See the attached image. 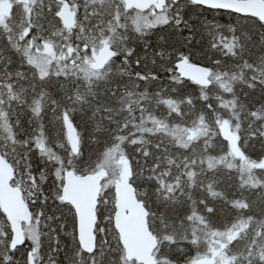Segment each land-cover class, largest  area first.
<instances>
[{"label":"trees","instance_id":"16d2710c","mask_svg":"<svg viewBox=\"0 0 264 264\" xmlns=\"http://www.w3.org/2000/svg\"><path fill=\"white\" fill-rule=\"evenodd\" d=\"M37 1L35 10L28 3L9 34L0 30V79L18 83L29 72L24 64L15 70L26 61L29 44L13 48L19 28L29 31L26 43L60 31L61 47L72 52L75 69L67 77L72 85L47 90L57 80L47 77L37 80L44 82L37 94L23 88L18 99L12 95L18 104L10 109L17 114L11 115L0 150L15 170V185L22 186L38 243L27 240L11 251L10 228L0 211V264H28L30 253L36 264H126L113 227V187L99 201L93 256L82 253L74 211L60 201L67 170L85 175L106 169L108 178H115L118 171L102 165L119 159L112 152L117 149L131 162L132 184L149 212L151 231L160 244L169 242L166 264H194L201 247L217 244L235 224L245 226L247 248L233 250L228 241L216 262L264 264V188L250 189L247 182L264 159V24L181 2L173 5L174 14L166 13V22L124 32L106 69L111 75L102 83H83L78 68L91 71L93 51L77 29L66 31L56 19L59 4L70 0ZM180 59L210 68L211 87L181 81L175 70ZM65 113L80 135L79 157L71 155L65 140ZM230 127L239 136V157L222 137L224 129L234 135ZM131 128L137 129L134 137ZM210 155L220 158L212 160L214 170L207 167ZM208 206L216 211L209 213Z\"/></svg>","mask_w":264,"mask_h":264},{"label":"water","instance_id":"95a60500","mask_svg":"<svg viewBox=\"0 0 264 264\" xmlns=\"http://www.w3.org/2000/svg\"><path fill=\"white\" fill-rule=\"evenodd\" d=\"M25 1V0H22ZM122 2L126 11L146 13L152 8L156 12H163L168 2L178 3L188 1L196 6L214 11L229 12L242 17L257 19L264 24V0H115ZM12 5L0 13L9 17ZM57 19L66 29L76 25V13L71 11L68 3H64L57 14ZM115 51L110 45L102 47L92 56V68L103 71L113 60ZM176 73L181 80L207 89L211 86V70L201 65L193 64L186 59L175 65ZM66 139L73 156L80 154V138L68 115L63 117ZM223 139L237 149L235 141L228 132ZM264 164V162H263ZM107 177L105 170L84 176L74 171L64 173V184L61 191V201L73 208L76 216L77 240L81 251L89 256L96 251L97 239L95 230L98 222L97 208L102 193L103 182ZM133 171L129 160L122 164L119 178L114 183L115 213L113 226L118 234L120 245L124 251V258L128 263L158 264L154 252L158 249L159 241L150 231L148 224L149 213L142 201L136 195L132 185ZM15 171L3 158L0 151V211L5 216L11 231L10 249L15 251L23 247L26 242L24 226L32 224V212L23 199V193L13 186ZM29 264H35L29 255ZM208 264V263H204ZM213 264V263H210Z\"/></svg>","mask_w":264,"mask_h":264},{"label":"rangeland","instance_id":"374dc122","mask_svg":"<svg viewBox=\"0 0 264 264\" xmlns=\"http://www.w3.org/2000/svg\"><path fill=\"white\" fill-rule=\"evenodd\" d=\"M7 0H0V11L5 7V2ZM31 3L34 4V10L36 9L37 0H30ZM69 3L72 5V8L78 15V24L77 30L80 34L84 36L85 43L87 47H90L93 53H97V51L106 45H110L115 47L116 51L121 49L120 44L123 43L124 32L134 31L141 29L144 25H157L159 23H164L167 20V14H174L173 6H169L166 11L162 14H157L155 11H151L146 14L139 13H126L121 4H114L111 0H70ZM14 6L16 9V17L8 22L3 20L0 22V30L4 34H9V27L12 24L17 25L20 22L21 12L25 9V6L19 2V0H14ZM59 8V6H58ZM20 31V29L16 30ZM18 34V40L16 41L17 49H19V45L21 43L28 44V52L26 53L25 62L22 64H18L15 66V70L19 68L20 65H27L29 72L23 74L24 79L20 82L16 83L10 80H6L4 78L0 79V147L3 146L4 141V132L7 130V125L9 120L12 118V113L15 115L17 112L11 110L13 107V103L18 104L15 98L12 96L13 94L18 97L21 95V91L23 88L30 89L33 93L37 94L38 90L40 91L42 83H37V80L45 79L47 77H57V80L50 85H46L47 90L57 89L58 86L62 84L72 85V78H67L70 76V72L74 71L75 60L70 59L72 52L65 51V48H62L61 40V32L55 31L54 34H50L43 38V40H39L36 38L34 40H30L26 43L23 41L25 37L29 35V31L26 29H22V31ZM91 59V58H90ZM79 67L86 68L87 66L84 63H79ZM90 67V66H89ZM79 70V79L84 81H91L92 83H102L104 79L111 75V70H105L102 73H93L92 71H85L82 68H78ZM75 76V75H73ZM59 78H66L61 80ZM18 79V76L14 78ZM82 83L77 85L78 89L83 87ZM124 99V98H123ZM73 104H70L71 107ZM16 116V115H15ZM58 122V121H57ZM225 130V129H224ZM230 132H233L234 135H231L236 142H239V136L237 130L228 129ZM130 136L134 137L137 132L136 128H131ZM52 136H55L51 133ZM52 146L57 148V142H51ZM116 152L119 155V159L114 158L109 165L103 164V166H108L112 171H118V175L114 178L113 176L107 179L106 186H104L103 192L107 190V188H111L114 186V182L119 178V174L121 171V164L125 158H121L123 152L119 149L112 151ZM124 157V155H123ZM108 160V159H107ZM74 165H77L75 162H70ZM119 164V167L116 165ZM243 168V167H242ZM253 173V174H252ZM250 174H252L250 176ZM248 176V186L250 189L256 188L258 185L264 188V181H262V176H264V167L263 164L253 172H250ZM254 177V178H253ZM253 178V179H251ZM256 178V179H255ZM255 179V180H254ZM110 184V185H109ZM22 188L21 185H19ZM26 236L33 244L38 243L37 229L35 226H32L26 229ZM245 232V226L241 227L235 224L232 226L231 231H226L221 234L222 238L215 245L208 244V248L205 247L200 249L203 252L202 257L194 262V264H202L203 261L208 260L209 262L213 261L215 264L216 256L222 255L224 249L227 247V242L231 241V246L233 250L235 248H239L243 251V249L247 248V242L241 233ZM236 237H240V241L236 242ZM164 244H160L159 249L155 252V256L158 259V262L161 264H166L164 261L165 252L168 249L169 242L164 239ZM207 248V250H206ZM206 250V251H205ZM236 253V252H235ZM164 254V255H163ZM237 254V253H236ZM128 264V263H126Z\"/></svg>","mask_w":264,"mask_h":264},{"label":"snow or ice","instance_id":"6c2138e0","mask_svg":"<svg viewBox=\"0 0 264 264\" xmlns=\"http://www.w3.org/2000/svg\"><path fill=\"white\" fill-rule=\"evenodd\" d=\"M214 159H220L219 157H215V156H209L208 158H207V167H208V169L209 170H214V165L212 164V160H214ZM192 163H195V161H192ZM191 174V173H190ZM212 195H217V193H212ZM238 203L239 202H234L233 203V207H236L237 205H238ZM243 207H245V208H247L248 207V205L245 203L244 205H243ZM209 213H213V212H215L216 210H215V208H213V207H211V206H208L207 207V209H206ZM191 217H189V219H190Z\"/></svg>","mask_w":264,"mask_h":264},{"label":"flooded vegetation","instance_id":"af4514ba","mask_svg":"<svg viewBox=\"0 0 264 264\" xmlns=\"http://www.w3.org/2000/svg\"><path fill=\"white\" fill-rule=\"evenodd\" d=\"M3 20H7V19H5V18H3V17H0V22L3 21Z\"/></svg>","mask_w":264,"mask_h":264},{"label":"bare ground","instance_id":"6f19581e","mask_svg":"<svg viewBox=\"0 0 264 264\" xmlns=\"http://www.w3.org/2000/svg\"><path fill=\"white\" fill-rule=\"evenodd\" d=\"M35 262V261H34Z\"/></svg>","mask_w":264,"mask_h":264}]
</instances>
